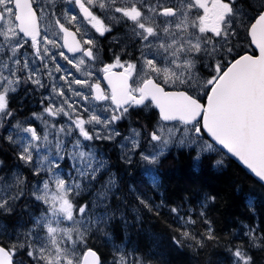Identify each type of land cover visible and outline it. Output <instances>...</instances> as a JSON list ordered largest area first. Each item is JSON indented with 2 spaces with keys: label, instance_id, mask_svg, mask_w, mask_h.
<instances>
[{
  "label": "rangeland",
  "instance_id": "374dc122",
  "mask_svg": "<svg viewBox=\"0 0 264 264\" xmlns=\"http://www.w3.org/2000/svg\"><path fill=\"white\" fill-rule=\"evenodd\" d=\"M1 4L6 11V20L0 26V114L7 108L9 94H20L27 87L35 91L34 96L24 91L20 97L21 105L28 101L30 108L36 109L35 115L30 122L26 121V125L9 131L8 136L20 150L21 160L32 169L33 174L29 179L31 184H35L33 194L46 207L36 216L31 227L20 225L16 228L10 251L14 257L17 256L18 248L26 249V240L41 264H81L86 250H82L84 245L80 243L83 237L90 236L87 233L93 224L106 230L109 210L113 209L111 194L119 183L114 177H106L98 182L97 176L106 171L108 159L104 151L95 147L94 140L116 142L119 138L116 124L126 114L118 115L110 97L97 100L92 86L98 85L107 72L121 69L127 63L120 64L114 59L102 60L101 52H97L93 60L85 58L83 61H73L64 52L60 31L49 13L45 16L46 40L40 49H34L37 53L27 51L20 60V49L24 42L18 37L13 14L9 11L13 9L11 0H1ZM70 18V23L81 21L78 14ZM113 19L114 15L108 20L112 22ZM83 28V33H79L87 35L86 43L100 51V38L104 35L93 36L86 25ZM129 30L134 31L133 28ZM119 37L126 39L128 33L118 35L117 39ZM154 41L156 43L149 48L154 50L156 57L169 62L161 65L155 61L150 66L144 65L146 75L153 71L175 86L190 87L195 95L199 94L198 98H206L207 90L215 79L206 82L196 76L194 62L188 58L193 50L191 46H195L190 37L180 30H173L163 33L162 38ZM21 71L24 76H21ZM134 74L136 78V70ZM28 81H31L32 87ZM71 116L74 119L63 127L59 119L65 120ZM32 127L35 128L34 134ZM33 135L37 137L36 140ZM160 136L162 138L159 140L154 135L149 139V147L142 155L143 169L149 176H154L158 161L172 147L194 148L198 153L212 150L196 126L189 129L166 128ZM141 143L142 135L132 132L120 145L123 158L133 157ZM17 170L0 188L1 215L12 213L17 199L26 197L21 186L25 184L27 175ZM82 194L87 196V203H80Z\"/></svg>",
  "mask_w": 264,
  "mask_h": 264
},
{
  "label": "trees",
  "instance_id": "16d2710c",
  "mask_svg": "<svg viewBox=\"0 0 264 264\" xmlns=\"http://www.w3.org/2000/svg\"><path fill=\"white\" fill-rule=\"evenodd\" d=\"M24 91L35 95L29 87L9 94L7 108L0 114V188L14 168L27 175L21 186L26 197L17 199L12 213L0 214V245L8 249L16 228L31 227L46 209L33 194L32 169L8 136L36 113L28 101L20 104ZM125 112L117 124L120 133L127 132L128 122L141 128L142 151L160 122L159 115L151 105L132 106ZM95 145L108 159L98 182L113 176L119 183L111 194L113 209L106 232L93 224L90 236L80 243L82 250L96 251L102 264H264V187L236 162L221 152L198 154L195 149L177 148L159 160L155 178H149L140 151L127 160L116 143ZM217 159L222 161L219 166ZM79 199L87 203L84 194ZM24 244L16 263L41 264L26 240Z\"/></svg>",
  "mask_w": 264,
  "mask_h": 264
},
{
  "label": "water",
  "instance_id": "95a60500",
  "mask_svg": "<svg viewBox=\"0 0 264 264\" xmlns=\"http://www.w3.org/2000/svg\"><path fill=\"white\" fill-rule=\"evenodd\" d=\"M15 9L19 32L27 39H39L40 22L32 1L15 0ZM249 37L256 56H245L234 63L217 82L207 104L185 92H167L155 81L146 82L137 97L131 94L130 76L125 73H107L103 82L118 111L150 102L164 124L202 123L210 142L264 187V11L251 27ZM65 48L70 54L82 51L74 34H67ZM95 95L102 99V90ZM0 264H14L2 246ZM82 264H101V258L88 250Z\"/></svg>",
  "mask_w": 264,
  "mask_h": 264
},
{
  "label": "flooded vegetation",
  "instance_id": "af4514ba",
  "mask_svg": "<svg viewBox=\"0 0 264 264\" xmlns=\"http://www.w3.org/2000/svg\"><path fill=\"white\" fill-rule=\"evenodd\" d=\"M53 1L58 16L57 21L55 20L57 26L64 25L78 32L84 40L86 49L91 50V54L97 51L90 43H86L87 35L82 34L85 30L83 25L92 31L93 36L103 34L104 37L100 38L102 45L99 47L102 55L109 58L114 52L115 62L130 61L129 67L139 53L135 51L137 45L150 40L151 44H155L153 40L161 38L167 31H182L194 42L196 53L205 54L198 57L194 53L192 57L196 59V74L206 82L219 78L240 57L251 54L249 31L264 10V0ZM120 8L121 12L117 15L116 12ZM44 9L43 4L41 12ZM84 11L87 16H84ZM74 14L80 15L81 21L70 23L71 18L70 20L68 18ZM0 15L3 17L5 15L1 0ZM68 15L67 19H61ZM112 15L114 19L109 22L108 19H112ZM121 15L125 21L119 17ZM104 16L107 17L105 21ZM129 28H133L134 31H130ZM126 33H128L126 39L121 37L117 39L118 35ZM211 87L208 88V93Z\"/></svg>",
  "mask_w": 264,
  "mask_h": 264
},
{
  "label": "bare ground",
  "instance_id": "6f19581e",
  "mask_svg": "<svg viewBox=\"0 0 264 264\" xmlns=\"http://www.w3.org/2000/svg\"><path fill=\"white\" fill-rule=\"evenodd\" d=\"M90 30V29H89ZM85 33V32H84ZM48 37V36H47ZM57 38V37H56ZM50 42V41H49ZM107 51H109V50H107ZM110 63V62H109ZM117 125V124H116Z\"/></svg>",
  "mask_w": 264,
  "mask_h": 264
}]
</instances>
